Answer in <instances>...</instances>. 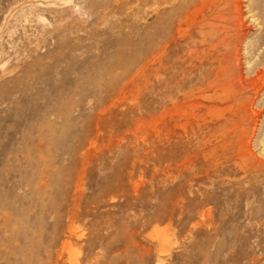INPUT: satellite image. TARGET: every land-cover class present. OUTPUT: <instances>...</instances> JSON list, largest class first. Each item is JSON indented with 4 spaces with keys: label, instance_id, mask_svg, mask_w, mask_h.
I'll return each mask as SVG.
<instances>
[{
    "label": "rangeland",
    "instance_id": "1",
    "mask_svg": "<svg viewBox=\"0 0 264 264\" xmlns=\"http://www.w3.org/2000/svg\"><path fill=\"white\" fill-rule=\"evenodd\" d=\"M184 1L0 0V264H264L258 26Z\"/></svg>",
    "mask_w": 264,
    "mask_h": 264
},
{
    "label": "bare ground",
    "instance_id": "2",
    "mask_svg": "<svg viewBox=\"0 0 264 264\" xmlns=\"http://www.w3.org/2000/svg\"><path fill=\"white\" fill-rule=\"evenodd\" d=\"M237 0H210L206 6L202 4L204 13L208 20L212 23L207 24L209 32L200 37V46L205 45V49H201L202 54L205 53L217 67H223L233 62L232 50L241 42H243L242 34H240L243 20L241 17V7L237 4ZM245 8L250 13L252 21L258 26L259 39L253 47L258 53L264 52V0H246ZM181 8L186 6H195L194 0H185ZM229 43L231 45L230 52ZM233 46V48H232ZM252 46V45H248ZM191 52H195L193 48ZM204 54V56H205ZM263 55V54H262ZM205 56V57H206ZM261 57V56H260ZM206 61V58L204 59ZM203 67V62L199 64ZM260 77L264 76V66L261 67ZM264 79V78H263Z\"/></svg>",
    "mask_w": 264,
    "mask_h": 264
}]
</instances>
